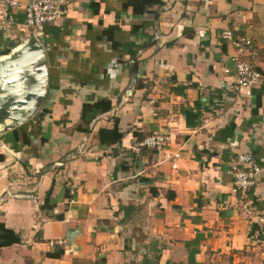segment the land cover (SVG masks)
<instances>
[{
	"label": "crops",
	"instance_id": "obj_1",
	"mask_svg": "<svg viewBox=\"0 0 264 264\" xmlns=\"http://www.w3.org/2000/svg\"><path fill=\"white\" fill-rule=\"evenodd\" d=\"M27 1L0 56L31 36ZM58 1L44 102L0 134V241L19 238L0 264H264V80L235 92L220 37H248L264 77V0H163L140 15L128 0ZM152 133L170 140L135 154ZM241 151L263 169L245 198Z\"/></svg>",
	"mask_w": 264,
	"mask_h": 264
},
{
	"label": "built area",
	"instance_id": "obj_2",
	"mask_svg": "<svg viewBox=\"0 0 264 264\" xmlns=\"http://www.w3.org/2000/svg\"><path fill=\"white\" fill-rule=\"evenodd\" d=\"M21 4V0H0V31H4L14 24L15 20L11 11L20 7ZM63 13L58 0H28L23 8L22 26L25 30H29L31 35L42 41L45 37V25L56 23ZM220 37L234 51L233 67L224 69V73L232 75L234 91L240 93L261 85L263 76L256 68L257 51L251 49V40L245 36H234L228 29L223 30ZM169 140V135L152 133L135 140L131 149L135 154L144 148L161 150ZM262 173L263 169L256 164L250 153L245 151L237 153L232 166L233 192L241 198L247 197L249 190L256 186ZM10 195L16 198H33L31 195L22 193H10ZM249 209L248 204L244 202L243 210L248 213ZM63 242V240H58L50 242V245Z\"/></svg>",
	"mask_w": 264,
	"mask_h": 264
},
{
	"label": "water",
	"instance_id": "obj_3",
	"mask_svg": "<svg viewBox=\"0 0 264 264\" xmlns=\"http://www.w3.org/2000/svg\"><path fill=\"white\" fill-rule=\"evenodd\" d=\"M0 56V134L35 117L44 102L49 70L45 45L33 35ZM130 72L134 75L132 68Z\"/></svg>",
	"mask_w": 264,
	"mask_h": 264
},
{
	"label": "trees",
	"instance_id": "obj_4",
	"mask_svg": "<svg viewBox=\"0 0 264 264\" xmlns=\"http://www.w3.org/2000/svg\"><path fill=\"white\" fill-rule=\"evenodd\" d=\"M126 6L130 8L132 14L140 15L145 12L149 8H160L163 6V0H128ZM264 80V77H263ZM105 108H110L109 104H106ZM4 233H11L10 230L3 229ZM3 235L1 237L3 240L0 241V246H4L7 244H12L13 242H19V238L17 236H12L11 240H6ZM13 235V234H12Z\"/></svg>",
	"mask_w": 264,
	"mask_h": 264
}]
</instances>
